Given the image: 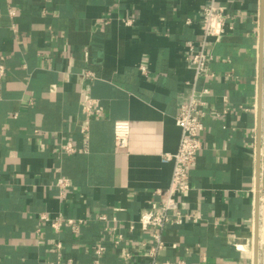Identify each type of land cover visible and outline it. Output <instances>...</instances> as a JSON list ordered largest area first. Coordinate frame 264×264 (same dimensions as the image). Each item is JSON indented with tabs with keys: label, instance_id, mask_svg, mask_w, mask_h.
<instances>
[{
	"label": "crops",
	"instance_id": "obj_1",
	"mask_svg": "<svg viewBox=\"0 0 264 264\" xmlns=\"http://www.w3.org/2000/svg\"><path fill=\"white\" fill-rule=\"evenodd\" d=\"M211 1L0 0V264H95L100 245L104 264H149L148 236L129 227L170 186L174 165L164 156L179 149L175 118L195 80L187 43L200 41ZM215 2L226 34L209 45L215 78L199 82L211 91L204 150L183 199L199 220L168 230L162 264H264V0ZM117 122L131 126L126 150L116 146ZM70 139L73 156L63 150ZM104 214L127 237L120 247ZM44 215L85 224L57 232Z\"/></svg>",
	"mask_w": 264,
	"mask_h": 264
},
{
	"label": "built area",
	"instance_id": "obj_2",
	"mask_svg": "<svg viewBox=\"0 0 264 264\" xmlns=\"http://www.w3.org/2000/svg\"><path fill=\"white\" fill-rule=\"evenodd\" d=\"M14 15L15 12L12 10L11 16ZM1 18L2 16L0 14V21ZM227 19L226 10L216 4L215 0H212L202 11L199 24L201 31L200 41L197 43L192 41L187 43V60L194 72L195 80L189 84L192 88L189 100L181 105L175 118L176 125L181 130L179 149L175 154H167L164 156V161L173 163L174 165L171 183L167 189L157 192L159 200L150 202L149 208L141 214L139 220L132 223L129 227L130 233H133L138 227L143 234L148 236V239L143 241L141 249L143 251L142 256L149 264H162L159 261V257L167 249L165 235L170 228L181 225L186 221L197 223L199 220L183 210V199L191 191V171L204 150L202 133L205 130L204 120L207 116L206 98L211 95L209 88L199 89V82L203 79L215 78L209 66L213 60V56L209 53V45L211 41H219L225 36ZM134 22V19H127L125 25L133 26ZM188 24H190V21H188ZM140 72L145 77L150 75L149 70L145 66L140 67ZM6 75L7 70L4 64V58L1 57L0 82ZM94 104L95 101L89 99L84 105L85 113L89 117L94 116ZM220 116L218 114V117ZM83 131L85 132L86 129H83ZM130 137V123L117 122L115 124V141L119 150L128 149ZM63 146V150L67 155L73 156L77 153L78 149L74 140L70 139L66 141ZM69 188L70 182L68 180H63L60 183V195L63 199L66 198ZM261 204V206H264V198ZM99 219L107 224L105 229L106 233L114 232L116 234V238L113 240L115 247H120L128 241L120 227L109 225L107 215H101ZM42 220L50 222L52 228L57 232L67 224L71 226L74 233H77L85 224L83 220L76 222L71 218L67 220H51L46 215L42 216ZM117 222V219L114 218L113 223L116 224ZM56 249L58 253H61L63 244H59ZM106 251L107 248L101 245L95 249V264H104L103 257ZM124 256L126 261H130L135 257V254L132 251H127ZM68 264H73V260H69ZM165 264L171 263L167 262ZM177 264H185V262L181 260Z\"/></svg>",
	"mask_w": 264,
	"mask_h": 264
},
{
	"label": "water",
	"instance_id": "obj_3",
	"mask_svg": "<svg viewBox=\"0 0 264 264\" xmlns=\"http://www.w3.org/2000/svg\"><path fill=\"white\" fill-rule=\"evenodd\" d=\"M263 61V59H262ZM263 67V66H262ZM261 89L263 90V74L261 76ZM255 240H256V261H258V250H259V225H257V232H256V237H255Z\"/></svg>",
	"mask_w": 264,
	"mask_h": 264
},
{
	"label": "rangeland",
	"instance_id": "obj_4",
	"mask_svg": "<svg viewBox=\"0 0 264 264\" xmlns=\"http://www.w3.org/2000/svg\"><path fill=\"white\" fill-rule=\"evenodd\" d=\"M262 211H263V213H264V206H262ZM263 216V215H262ZM263 227H264V216H263V225H262ZM263 227L261 228V239H262V235L264 234V231L262 230L263 229ZM261 243H262V240H261Z\"/></svg>",
	"mask_w": 264,
	"mask_h": 264
},
{
	"label": "bare ground",
	"instance_id": "obj_5",
	"mask_svg": "<svg viewBox=\"0 0 264 264\" xmlns=\"http://www.w3.org/2000/svg\"><path fill=\"white\" fill-rule=\"evenodd\" d=\"M263 227V226H262ZM264 231V227L262 229ZM262 234V233H261ZM262 242L264 243V234L262 235Z\"/></svg>",
	"mask_w": 264,
	"mask_h": 264
}]
</instances>
